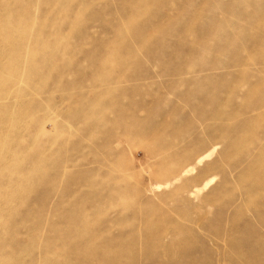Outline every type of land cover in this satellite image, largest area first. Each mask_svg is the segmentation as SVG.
I'll list each match as a JSON object with an SVG mask.
<instances>
[{"label":"rangeland","instance_id":"374dc122","mask_svg":"<svg viewBox=\"0 0 264 264\" xmlns=\"http://www.w3.org/2000/svg\"><path fill=\"white\" fill-rule=\"evenodd\" d=\"M0 264H264V0H0Z\"/></svg>","mask_w":264,"mask_h":264}]
</instances>
